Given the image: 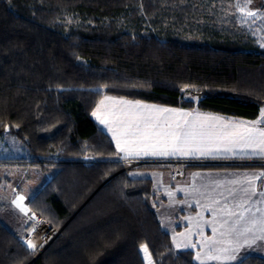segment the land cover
I'll use <instances>...</instances> for the list:
<instances>
[{
  "label": "trees",
  "instance_id": "1",
  "mask_svg": "<svg viewBox=\"0 0 264 264\" xmlns=\"http://www.w3.org/2000/svg\"><path fill=\"white\" fill-rule=\"evenodd\" d=\"M196 1L0 0V135L31 155L3 166L54 171L27 203L59 231L35 258L0 221V264H144L142 245L154 264H197L162 228L151 182L130 177L91 118L104 95L258 118L264 49L192 23ZM86 155L100 161L84 166Z\"/></svg>",
  "mask_w": 264,
  "mask_h": 264
},
{
  "label": "snow or ice",
  "instance_id": "2",
  "mask_svg": "<svg viewBox=\"0 0 264 264\" xmlns=\"http://www.w3.org/2000/svg\"><path fill=\"white\" fill-rule=\"evenodd\" d=\"M247 2L250 4L251 0ZM236 7L246 17L255 19L260 15L256 11L245 12V8L240 4H236ZM261 46L264 47V43ZM112 104L121 107L109 109L102 115L101 108L105 101H101L92 115L112 133L117 152L123 154L122 158L189 156L196 153L203 156L221 148L227 152H235L237 148L241 151L250 150L253 156L264 158V128L258 127L264 124V109L261 110L258 120L244 122L139 102L120 100L112 101ZM261 176H264V173L248 177L246 180L248 187L242 190L243 196L239 202L229 207L226 200L220 208L224 216L219 231L221 239L206 241L208 252L205 255L208 259L236 260L238 259L236 253L241 247H252L257 241H264V211L260 208L253 211L251 201V197L257 195L254 181ZM23 200V196H18L14 203L21 211L26 212L20 204ZM256 213L261 215L257 216ZM217 231V228L213 227V233L216 234ZM27 246L33 250L36 248L31 241ZM184 246L195 247L188 244ZM141 250L148 254L147 245H142ZM197 259H200L199 254Z\"/></svg>",
  "mask_w": 264,
  "mask_h": 264
},
{
  "label": "crops",
  "instance_id": "3",
  "mask_svg": "<svg viewBox=\"0 0 264 264\" xmlns=\"http://www.w3.org/2000/svg\"><path fill=\"white\" fill-rule=\"evenodd\" d=\"M131 101L122 98L112 97L104 95L101 101H105V105L101 108V114L103 115L105 111L112 109L114 107H121L119 105H113L112 101ZM141 104L154 105L156 107L171 108L183 112H197L204 115H212L222 117L225 120L234 121H244V122H254L260 118V114L256 120L248 121L241 119L227 118L211 113L196 111V110H185L181 108H172L156 104L139 102ZM97 106L92 111H96ZM91 113V118L97 124V126L110 138L113 146L116 149V142L112 138V133H110L105 125H102L99 120L96 119ZM260 128H264L263 124L258 125ZM118 154V152H117ZM123 154H118V159L121 162H150V163H166L170 161H185L194 162L195 165L187 166L184 170V180L174 181L171 177V168H158V169H133L129 171V175L133 179H146L151 182L152 192L155 196V201H158V208L156 210L158 219L162 225V228L170 235L173 246L180 251H192L194 254V261L197 264H215L218 260H211L200 257L197 259V254H205L208 252L207 240L215 239L220 240L219 235L220 224L222 223L224 216L220 212V208L223 207L225 201L229 207L233 204L239 202L240 198L243 196V189L247 188L248 185L246 180L250 176L258 175L264 173V158L253 156L251 151H241L239 148L235 152H227L222 148L219 151H212L207 155H200L196 153L195 155L189 156H139L132 158H122ZM5 162L0 161V167L6 168L8 166H3ZM10 167V166H9ZM15 168V167H14ZM22 170H34L35 168L20 167ZM40 175H47V180L49 181L54 175V171L41 172L35 169ZM144 170V171H143ZM31 175H28V178ZM40 178V177H38ZM254 187L256 189L257 195L251 197L253 202V211L256 208H260L264 211V176L257 178L254 181ZM23 189V185L15 192L14 196L11 198L12 212L24 216L30 212L28 208V200L31 197H27L28 194L20 192ZM230 193L232 195H230ZM18 196H23L24 200L20 202L21 207L26 209L21 211L20 207H17L14 201L17 200ZM219 201V203H217ZM177 203L182 205L184 210L179 212L183 215V220L181 224L172 222L171 213L168 207ZM31 213V212H30ZM247 215V214H246ZM257 216L261 213H256ZM182 225V226H180ZM213 227L217 228V233H213ZM184 228L185 231H183ZM14 233V232H13ZM20 239H25L23 234H16ZM241 243L243 244V238H241ZM180 247H177V245ZM195 245V247H185L184 245ZM218 247L222 245H217ZM238 259L236 260H219L220 264H231L238 263L248 256H257L264 258V241H257L252 247H241L239 252L236 253Z\"/></svg>",
  "mask_w": 264,
  "mask_h": 264
},
{
  "label": "rangeland",
  "instance_id": "4",
  "mask_svg": "<svg viewBox=\"0 0 264 264\" xmlns=\"http://www.w3.org/2000/svg\"><path fill=\"white\" fill-rule=\"evenodd\" d=\"M236 4H240L242 7H244L245 12L256 11L260 13V15H258L255 19L252 17H246L244 13H242L236 7ZM196 6L198 7V14H193L194 17L192 23H197L202 27H214L218 30L224 29L226 31H230V33L238 36L240 40L246 43H252L254 41L255 45L261 49H264V47L261 46V44L264 43V0H251L250 4L247 2V0H197ZM200 37V35H197L191 37L190 39L195 38L200 40ZM194 100H197V98L195 97ZM262 109H264V107H262L261 110ZM29 157H31L29 150L21 141L17 139L14 134L8 133V131H6L0 135V161L22 160L28 159ZM96 161L99 162L100 160ZM79 162H81V159ZM28 175L31 176L28 178ZM47 182V175H40V173L38 174L35 169L22 170L20 167H0V221L15 234H23L25 236V239H21L22 244H24L25 240L28 239L29 236L32 237L36 235L40 226L36 224L37 220L30 212L27 213V218L13 213L11 210L12 206L10 204L11 198L21 187V185H23L24 190H20V192H24V194L27 193V197H32ZM155 202L156 203H154V206L155 208H158V201ZM168 209L171 213L170 217L172 222L177 223L178 225L181 224L183 215L179 214V212H182L184 207L174 203L173 205H170ZM47 225L50 224L47 223ZM53 229L56 230L55 228ZM181 229L185 231L184 228ZM42 235L43 234H40V237H38L35 241V245L38 246L37 249H29L30 251H36L34 252L36 257H38L46 248L42 242ZM26 242L24 245L25 247ZM141 247L139 251L144 264H149V261L151 264H154L149 252L146 255L141 250ZM199 255L202 258H208L205 254ZM219 262L220 261L215 264H220Z\"/></svg>",
  "mask_w": 264,
  "mask_h": 264
},
{
  "label": "built area",
  "instance_id": "5",
  "mask_svg": "<svg viewBox=\"0 0 264 264\" xmlns=\"http://www.w3.org/2000/svg\"><path fill=\"white\" fill-rule=\"evenodd\" d=\"M96 160L97 159L95 157L90 156V155H86V156L81 158V164L84 166H92V165H95L98 163ZM123 164L125 165V170L138 169L140 167H144V166H148V165L167 166V167L171 168V170H172V179L174 181H183L184 177H185L184 176L185 168L187 166L195 165L197 163L185 162V161H170V162H166V163H150V162L147 163V162H141V161H134V162H124ZM36 220H37L36 224L38 226H40V228L43 225H46L47 230H49L48 236L45 237L42 241L45 245L44 247H47L55 238H57V236L59 235V232L54 230L53 228H51L50 225H47V223L43 222L42 220H40V219H36ZM29 238H30V236L28 237V239ZM28 239H26L25 242ZM25 242H24V245H25ZM37 247L38 246H36V248L34 250H36Z\"/></svg>",
  "mask_w": 264,
  "mask_h": 264
},
{
  "label": "bare ground",
  "instance_id": "6",
  "mask_svg": "<svg viewBox=\"0 0 264 264\" xmlns=\"http://www.w3.org/2000/svg\"><path fill=\"white\" fill-rule=\"evenodd\" d=\"M40 234H43L42 237H41V238H43V239H44L45 237L48 236V234H49V230H47V226H46V225H43L39 230H37L36 235H34V236H32V237H30V238L28 239V241L26 242V247H27L28 249H31V248H29V247L27 246V245H28V242L31 241L32 243L36 244L35 241H36V239H37L38 237H40ZM31 250H33V249H31Z\"/></svg>",
  "mask_w": 264,
  "mask_h": 264
},
{
  "label": "water",
  "instance_id": "7",
  "mask_svg": "<svg viewBox=\"0 0 264 264\" xmlns=\"http://www.w3.org/2000/svg\"><path fill=\"white\" fill-rule=\"evenodd\" d=\"M8 130H9V129L7 128L6 131H8ZM35 258H37V257H35Z\"/></svg>",
  "mask_w": 264,
  "mask_h": 264
}]
</instances>
